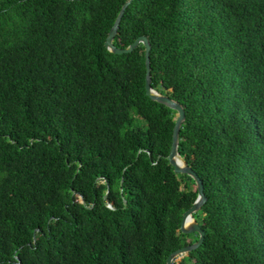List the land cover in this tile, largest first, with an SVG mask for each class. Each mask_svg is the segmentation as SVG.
<instances>
[{
    "label": "trees",
    "instance_id": "trees-1",
    "mask_svg": "<svg viewBox=\"0 0 264 264\" xmlns=\"http://www.w3.org/2000/svg\"><path fill=\"white\" fill-rule=\"evenodd\" d=\"M127 1L0 0V264H166L199 239L176 111L143 44L105 46ZM141 36L207 198L183 264H264V0H134L113 44Z\"/></svg>",
    "mask_w": 264,
    "mask_h": 264
},
{
    "label": "water",
    "instance_id": "water-1",
    "mask_svg": "<svg viewBox=\"0 0 264 264\" xmlns=\"http://www.w3.org/2000/svg\"><path fill=\"white\" fill-rule=\"evenodd\" d=\"M133 1L134 0H128L122 6L121 11L114 25L112 26L111 30L108 33L105 46L111 53L122 55V54H127V53H131L135 51L140 44H143L145 48L146 95L152 101L165 105L166 107L176 111L175 124H174L173 134H172L171 151H170V154L166 157V159L169 161L170 165L174 167V171L176 174L188 175L195 181L196 188H197L196 201L194 202L192 207L184 213L182 222L179 227V231L187 235L193 234V233L199 234V239L194 244L184 246L181 249H178L169 255L166 264H177L174 262L176 258L181 257V256H187L191 251L196 250L204 242L205 231L202 228V226L198 223V221L195 219L194 215L202 209V207L207 201V198L204 192L205 188H204L203 181L200 179L198 174L193 170L191 165L185 159H183L178 153L180 130L185 120L184 107L182 106V104L172 99L170 96L161 94L152 88L151 45H150L149 40L147 39V37L141 36L137 38L132 44H130L128 47H125V48H119L113 44L114 38L117 35L118 29L120 27L125 11ZM124 204L126 205V201H124ZM106 206L109 208H113V206L110 203H106ZM188 218L193 219L192 224H190L189 226L186 225V221Z\"/></svg>",
    "mask_w": 264,
    "mask_h": 264
},
{
    "label": "rangeland",
    "instance_id": "rangeland-1",
    "mask_svg": "<svg viewBox=\"0 0 264 264\" xmlns=\"http://www.w3.org/2000/svg\"><path fill=\"white\" fill-rule=\"evenodd\" d=\"M193 195H195V194H193ZM185 258H186V256L178 257V258H176V259L174 260V262L177 263V264H183L184 261H185Z\"/></svg>",
    "mask_w": 264,
    "mask_h": 264
},
{
    "label": "bare ground",
    "instance_id": "bare-ground-1",
    "mask_svg": "<svg viewBox=\"0 0 264 264\" xmlns=\"http://www.w3.org/2000/svg\"><path fill=\"white\" fill-rule=\"evenodd\" d=\"M193 219L192 218H188L186 221V225L189 226L190 224H192Z\"/></svg>",
    "mask_w": 264,
    "mask_h": 264
}]
</instances>
